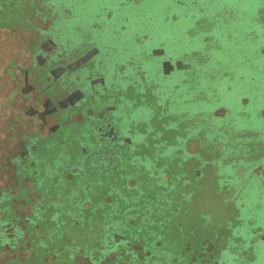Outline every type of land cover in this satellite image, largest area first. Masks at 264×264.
<instances>
[{
  "label": "rangeland",
  "instance_id": "374dc122",
  "mask_svg": "<svg viewBox=\"0 0 264 264\" xmlns=\"http://www.w3.org/2000/svg\"><path fill=\"white\" fill-rule=\"evenodd\" d=\"M57 3L61 13L67 7L75 16L54 20L44 33L43 47L35 48L36 52H32L30 45L43 35L40 30L0 29V129L14 126L9 136L19 134L20 148L28 130L24 126L29 125L32 130L40 122L33 108L42 109V104L37 106L35 102L42 96L32 90L30 95L34 99L27 101L24 97L37 71L47 75L36 85L37 88L41 85V90H37L46 92V98L50 96L54 102L64 91L69 94L67 105L70 102L72 105L67 107L68 117L88 110L97 112L106 105L116 107L110 113L119 120L124 117L120 126L126 145H110L121 152L119 173L126 175L127 168L137 170L145 180L143 186H150L146 193L153 195L156 201L153 202L157 203L153 205L155 213L157 207V220L146 225L147 230L129 228L134 230L128 236L132 244H127V257L109 251L110 247L118 248L116 244L108 248L92 247L96 263L264 264V33L258 22L264 18V0H185L184 4L179 0H58ZM169 5L177 16L167 21L164 13ZM49 23L41 25L45 29ZM197 24L199 30L209 25L211 36L195 31ZM145 32L148 37L145 34L138 38ZM207 37L216 41H206ZM93 43L100 53L90 65L84 60L87 54L84 53ZM163 43L170 56L184 62L189 59L184 53L190 54L205 45L207 51L201 55L206 62L199 61L200 55L191 54L187 63L193 64L192 69L176 68L163 74L159 71L166 56L150 55ZM52 46H57L58 51L51 52ZM61 56L72 59L70 69L62 75L51 70L52 62ZM76 62L81 63L74 67ZM224 69L226 76L222 73ZM77 74L81 76L79 80ZM244 97L249 101L244 102ZM223 107L227 108L226 115L215 113L217 110L224 114ZM66 112L62 110L61 114ZM70 123L67 128L72 129ZM223 125L226 127L221 129ZM67 128L63 126L57 135ZM55 139L43 141L51 144L49 150ZM219 141L223 146L216 150ZM13 147L14 150L0 147L3 163L0 187L12 185L17 193L21 186L17 165L8 160L19 152L18 146ZM189 150L199 153L191 155ZM47 152L36 164L42 172L48 169L44 160ZM135 153H143V159L147 158L142 161L147 170L134 163ZM56 156L49 157L53 167L65 159ZM147 174L157 180L148 183ZM75 177V181L80 179L92 185L95 180L87 193L102 194L85 197L97 201L90 199L91 210H82L84 216L58 218L59 214L55 213V217L47 211L44 227L51 228L50 245L40 239V244L30 245L38 246L37 254L42 252L44 256L52 251L56 257L45 261L35 254L24 262L19 256L0 257V264H87L83 260L92 251L88 242L91 233L103 237L97 245L108 242L107 215L110 211L118 212L115 198H123V193L113 190L109 180L102 184L86 172ZM40 179L53 180L44 174ZM172 182L169 205L159 190L163 184L171 186ZM109 196L112 199L107 201ZM63 207L67 209L66 205ZM99 218L102 227L97 224ZM38 223L36 220L33 224ZM35 227L34 231L29 230V239L39 233L38 226ZM102 228L104 234L100 236ZM66 230L67 234L58 236ZM141 242L149 243L150 254ZM25 243L27 238L20 242V247L26 248ZM93 262L94 259L90 261Z\"/></svg>",
  "mask_w": 264,
  "mask_h": 264
},
{
  "label": "flooded vegetation",
  "instance_id": "af4514ba",
  "mask_svg": "<svg viewBox=\"0 0 264 264\" xmlns=\"http://www.w3.org/2000/svg\"><path fill=\"white\" fill-rule=\"evenodd\" d=\"M180 1L185 2V0H179V2ZM174 17H176V15H174ZM262 19L258 20V22L261 25V30L263 34L264 33V18ZM51 26H52V22L49 23V26L47 28L43 30L38 29V31L40 30L43 33V35L41 34V37L38 38L37 41L34 42V44L30 45L32 46L31 50H34L32 52H36V49H40L41 46L43 47V43L45 42L42 40V38L44 36V33ZM202 28L203 29L199 30L198 24H197L194 30L198 32L200 31V32H208V33H210V31L212 30V28L209 27V25H205V27L202 26ZM33 30H37V29H33ZM190 31L192 32V30ZM205 36H208V35H205ZM210 36H211V33H210ZM208 39H211V41H216L215 38H210V37L205 38L206 41ZM51 48H52L51 52L53 53L58 51L57 46H52ZM96 48H97V45L96 44L94 45L93 43V45H91L87 49V51H85L84 53V54L87 53L84 56L85 58L84 60H86L88 64L90 65L95 63L93 59L95 58L96 54L100 53V49L98 48L96 49ZM195 50L197 51V53ZM204 50L207 51V47L205 45L203 48H200V49L195 48L193 51L190 52V54L187 52L184 54L188 55L189 59H190L191 54L200 55L201 57H199L200 58L199 61L206 62L205 61L206 58H202L203 55H201ZM32 52H30V56L32 55ZM153 53H158V54H153ZM151 54L166 56L165 60H163L162 62L163 65L160 67V71H159L163 74H167V73L169 74L172 71H175L176 68L185 69L186 67L190 66L192 69L193 67L192 63H189V64L187 63L189 59L188 60L186 59V62H184V59H180V58L175 59V57L170 56L166 46L158 48L154 52L152 51L150 55ZM168 57H171V58L169 59ZM71 60L72 59L69 58L68 56H66L65 58L61 56V58L58 61H56L55 63L52 62L54 65L51 68V70L58 71L59 74L62 75L63 73H65V71L70 69V66L68 64L71 62ZM31 61L33 62V59H31ZM80 63L81 62H76L73 65L74 67H76ZM86 64L87 63L83 65H86ZM167 68H169V71L167 70ZM222 73L223 75L225 74L226 76L227 70L224 69ZM44 76H47V75H44L42 71L41 73H39L38 71L35 72L32 75V81H34V83H30L32 86H29L30 93L32 90H34V91H37V93L42 96L41 98L35 101L37 102V105L42 104V107H43L40 110H36L37 118L39 119L40 122L37 123V125L32 130L30 129V126L28 125V130H27L28 134H26L25 142L19 148L18 150L19 152H17L14 158V163L16 162V165H17L16 173L19 176V183L21 185V186L19 185L20 188H19V191H17L16 193V199L14 201L16 214L19 215L18 226L22 228H27L26 229L27 232H25V235H23L17 241L18 242L17 243V246H18L17 255L22 257L19 259H21V261L23 262L26 260H30L28 257L29 256L32 257L33 255L37 254L36 248L38 247L37 245H34V244H33L34 246L31 247L30 244L31 242L40 244L39 239L40 241L43 240L50 245V241H51L50 235H52L51 228L46 229L44 227L45 226L44 218L48 214L47 211H50L51 214L54 215L55 217H57L55 213L57 215L59 214L58 215V218H59L62 215L79 216L81 214L82 216H84L85 213H83L82 210L84 209L88 211L91 210V207L89 206L93 202L90 199L92 198L96 201L97 199L94 197H91V198H85V197H88L90 195H93V196L96 195L98 197V195L102 193L100 194L97 192H95V194L87 193V191H90V188H93V185L96 183L95 180H93L94 182L93 185L87 181H85L87 183H83L84 181L80 179H77V181H75L76 179L75 175L79 177V174H81V172H86L88 173V175L90 176L93 175L95 179L100 180L99 182L102 184L103 182L106 183L109 180V185L112 186L111 188L113 190L119 189L120 192H122L124 196L123 198L120 196L118 197L116 196L117 198H115V201H116L115 210L118 211L117 212L118 214L115 213V211H110L107 215L106 220L108 221L109 224H107L105 229L107 230V233L110 236V239H108V242H107V243H110V245H108L106 242H103L100 245H97V242H100L98 239H101L103 237H98L99 233L97 232L91 233L89 231L91 233V237L88 240L89 246L92 250V247L108 248L107 246H113L114 244H116L118 248L112 249V247H110L108 248L109 251H112L115 254L118 253L120 256L127 257V244H130V245L132 244L130 241V238L128 237L131 234L130 231L134 229L135 231H139L140 229L142 231L143 228H146L147 230L146 225H150V223H153L155 222V220H157V217H156L157 207H156V213L154 212V207H153V205L157 206V203L156 204L154 203L156 201L153 200V195L147 196L146 192L148 191V188L150 186L148 188L143 186L144 184L143 182H145V180L140 177L137 170H130L129 168H127L126 175L119 173L121 169L120 160H119V157L121 156V152L118 149H115L114 147H112L110 143H113L115 145L116 144L126 145V140L123 139L124 130L120 126L121 124L120 121L124 120V117L119 120L117 116H114L112 115V113H110L111 109L113 110L114 108H116L114 107V105H106L105 107H103L101 110H98L97 112L95 110H92L93 111L92 113L89 110L87 112L85 111L84 113L82 112L81 114L73 113L70 115V117H68V115H66L67 114L66 110L68 106L72 105L71 102L68 103L67 105L66 98H67V95L69 94H66L67 92L64 91V93L62 94L63 96L58 98V101H54V102L51 101L50 96L46 98V95H45L46 92L42 93V91L41 92L39 91L41 90V85L39 84L38 88L36 86L38 82H40L42 78H44ZM76 77L78 78V80L81 78V76L78 74L76 75ZM29 97H30L29 100L34 99L32 94ZM243 101L244 102L249 101L248 97H244ZM52 103H54V105H52ZM223 108L226 109L224 114L221 112L220 113L217 112V110L215 111V113L218 115H226L227 108L226 107H223ZM62 110L66 112V113H63L64 115L61 114ZM86 115H89V118ZM71 118L79 119V120L71 121ZM68 121L71 122L70 123L71 126L73 125L72 129L70 127L67 128ZM65 125L67 129L62 134L57 135V131H59ZM224 127H226V125H223L221 129ZM49 139H52V140L55 139L53 142L54 145H52V150H49L51 144H47L48 143L47 141L43 142L44 140H49ZM151 144L149 145L151 146ZM222 146L223 145L221 141H219L218 145L216 146L217 147L216 150H219ZM200 148H201V145H200ZM128 149L129 147L127 148V150ZM46 151H48L47 156L43 158L45 161H47V164L45 165L48 167V169L47 171L44 170L42 172L41 166H37L36 164L41 162V158L42 156H45L44 153ZM189 153L191 155H194L196 153H199V151L191 152L189 150ZM56 155L63 156L65 159L63 160V162L53 167L50 164L49 157L53 158ZM166 155L167 157L169 156L168 153ZM129 156L130 154L128 152L127 162L129 161ZM133 157H135L134 163L137 166H140V169L147 170L145 165L142 164V161H146L147 159V158L143 159V153L142 154L135 153L133 154ZM56 159H57V156H56ZM262 166L260 167V169H262ZM33 174L35 175V177L33 176ZM43 174L45 176H49L53 180L49 182L44 179L43 180L40 179L41 176H43ZM108 177H112V180L109 179ZM147 177L150 178V182H148L150 184L157 180V179H154L155 177L150 174H147ZM117 182H120L121 184H118ZM173 183L174 182L171 183L172 184L171 186L165 183L159 190L160 194L164 195V198H163L164 201L168 202L169 205L172 204V192H173V186H174ZM86 184H89V186L87 187ZM58 187H61V189H58ZM62 189H64L65 192L64 191L62 192ZM36 191L38 192L37 194H36ZM49 195H51V198H49L50 197ZM48 198L51 201V203L48 202ZM111 199L112 198L109 196L107 198V201ZM101 204H103V202H101ZM65 205L67 206V209H64L63 206ZM57 210H60V213L57 212ZM37 214H39V217H36ZM153 219L155 220L153 221ZM36 220L40 223L33 224V223H36ZM103 220L104 219L102 217V221ZM97 221H98L97 224L98 225L100 224L102 227V221H100V218ZM31 222H33L32 223L33 225L31 224ZM110 223L112 224V228L110 227ZM94 225L91 227L92 230L95 229ZM35 226H38L37 230L39 233L37 234L33 232L34 233V235L32 236L33 239L31 237L29 239L28 238L29 230L34 231L33 228L36 229ZM133 227L134 229L129 230V228H133ZM57 229H59V227ZM70 229H72V227ZM102 232H103V228L100 232V236L104 234ZM67 233H68V230L61 231L58 236H63ZM78 234L80 233L78 232ZM36 236H37V241H36ZM26 238H27V243H25V246L27 249L24 248V251H22L21 249L23 247L22 248L20 247V242L24 241ZM141 243H142V247L143 245L147 247L145 249V252L147 254H150L151 252L148 251L149 243L148 242H141ZM19 247L21 249H19ZM145 252H142V253H145ZM95 254L96 253H94V251L92 250L90 252V255L87 254L84 257L85 260L83 261H86L87 264H97ZM26 255L28 256L24 257ZM37 255L44 257L45 261L56 257V254L52 253V251L51 252L49 251L48 253H44V256L42 252L38 253ZM142 256H145V255H142ZM92 259H94L95 262L90 263ZM66 264H71V263L67 262ZM124 264H126V262H124Z\"/></svg>",
  "mask_w": 264,
  "mask_h": 264
},
{
  "label": "trees",
  "instance_id": "16d2710c",
  "mask_svg": "<svg viewBox=\"0 0 264 264\" xmlns=\"http://www.w3.org/2000/svg\"><path fill=\"white\" fill-rule=\"evenodd\" d=\"M57 1L0 0V29H37L36 31H38V29H44L41 22L50 21L53 24L54 20L61 16L64 18L75 16L73 11L70 10L71 8L67 9V7H65V12L61 10L64 12L61 13ZM124 1L126 0H122V2ZM180 3L184 4L185 2L180 1ZM164 14H166L167 21L173 19L174 15L177 16L171 5L167 7ZM141 35L149 36L145 32L139 34L138 38H143L140 37ZM163 46H165V43H163ZM167 70L169 71V68ZM15 199L16 193L12 185L0 187V257L8 259L19 256L17 255V241L24 235L22 232H27V230H22V227L18 226L19 215L16 214ZM19 249L21 248L19 247ZM21 250L24 251L23 248Z\"/></svg>",
  "mask_w": 264,
  "mask_h": 264
},
{
  "label": "crops",
  "instance_id": "0c3cea01",
  "mask_svg": "<svg viewBox=\"0 0 264 264\" xmlns=\"http://www.w3.org/2000/svg\"><path fill=\"white\" fill-rule=\"evenodd\" d=\"M10 78L15 79L13 76L10 77ZM28 90H30V89H28ZM29 96H30V91H27V90L24 91V97H26L25 98L26 100L28 99L27 101H29ZM36 110H38V109L37 108H33V111L34 112H36ZM13 127L14 126H12L11 129L10 128L8 129V128H5V127H3V128L0 129V147L1 146H6V149H8V150H11V149L14 150L13 149L14 148L13 146H16V147L18 146V150H19V143H17V142H20V136H19V134H17L16 137H12V136L10 137L9 136V132L10 131L13 132L15 130ZM27 127H28V125L27 126L26 125L24 126V128H26V130H27ZM26 134H28V133H26ZM14 158H15V155H11L10 156V159L8 158V160L11 161V163H13L14 162ZM0 164L2 165L3 163H0Z\"/></svg>",
  "mask_w": 264,
  "mask_h": 264
}]
</instances>
